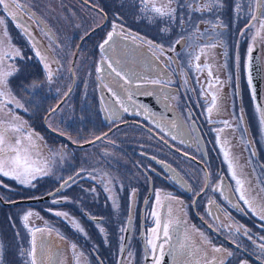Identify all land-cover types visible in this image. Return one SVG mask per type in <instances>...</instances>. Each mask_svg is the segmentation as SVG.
Segmentation results:
<instances>
[{"label": "flooded vegetation", "instance_id": "af4514ba", "mask_svg": "<svg viewBox=\"0 0 264 264\" xmlns=\"http://www.w3.org/2000/svg\"><path fill=\"white\" fill-rule=\"evenodd\" d=\"M116 1L21 0L35 14L30 19L16 8L17 0H6L9 9L28 26L31 37L22 33L0 6V17L7 24V36L0 25V41L5 45L10 41L25 58L32 57L30 60L9 58L3 62L5 69L9 65L20 69L9 77V85L24 107L8 104L0 110V119L11 120L8 114L11 110L20 117L15 122L25 121L24 129L31 130L34 139L40 141L42 159L50 160L53 152L57 159L63 157L60 173L68 172L71 165L75 167L72 175L75 182L69 180L62 191L73 185L70 189L74 187L80 196L81 191H90L93 203H107L106 247L90 249L93 264H118L122 247L121 244L119 251V240L124 239L129 222L131 233L122 260L127 258L128 264H152L147 255L150 252L147 238L155 227L153 211L159 213L162 223L169 216L179 221L170 228L171 240L165 244L162 264H241L242 261L259 264L252 254L255 245L248 236L264 242L260 240L264 237V220L253 215L239 199L224 157L227 151L237 177L250 190L255 201L252 204L264 207L261 203L264 142L263 127L259 126L264 104L259 109L254 99L248 61L241 54L240 44L227 39L214 40L226 36L225 27H216L202 40L197 36L199 30L193 32L190 27L182 26L183 39L177 45L176 19L156 17L153 24H142L141 14L133 13L134 7L129 6V1L138 5V0ZM130 19L136 23L130 24ZM114 21L123 25L126 33L142 36L164 48L163 55L160 52L153 55L147 45L133 43L130 37L127 40L117 37L115 51L107 53L114 59L108 63L122 70L127 84L112 72L108 63L102 65V72H96L105 56L98 45L112 30ZM30 40L49 57L54 73L51 83ZM212 43L228 48L233 44L238 55H231L230 51L225 55L224 48L204 47ZM173 47L175 51L170 50ZM218 50L222 55H218ZM197 54L202 56L199 61L193 58ZM115 60L120 64H115ZM197 63L201 71L196 70ZM157 79L159 84L147 83ZM109 88L117 97H113ZM213 94L215 107L209 115L207 108L212 104ZM173 96L175 99H170ZM117 98L124 101L128 112L123 111ZM157 122L164 128L163 132ZM84 149L90 150L84 152ZM256 167L262 173V180ZM218 184H222L223 195L219 190L212 191ZM157 192L161 198L159 205ZM60 193L48 201L53 199L57 201L55 205H61L63 200L56 199ZM169 196L173 199H168ZM209 201L214 203L210 205ZM85 217L93 223L103 222L101 217ZM237 227L239 232L235 231ZM245 230L248 235L244 234ZM170 245L176 249L172 254H169ZM216 248L221 251H215Z\"/></svg>", "mask_w": 264, "mask_h": 264}, {"label": "rangeland", "instance_id": "374dc122", "mask_svg": "<svg viewBox=\"0 0 264 264\" xmlns=\"http://www.w3.org/2000/svg\"><path fill=\"white\" fill-rule=\"evenodd\" d=\"M118 1V0H117ZM116 1V2H117ZM203 3V0H200ZM158 5H167L168 0H156ZM188 0H178L176 3H172L170 6L176 9V23L178 24V36L180 39L183 36L182 26L190 27L193 32H197L198 39H207L206 35L214 31L212 25L222 24L226 29V36L221 38L215 37L214 40H229L240 44L241 54L249 58V48L254 49L255 45L259 47V55L262 65V78H263V91H262V103L264 104V29L260 28V16L255 22L248 27L250 19L248 17L247 0H224V7L214 13L205 12L199 13L191 11L187 7ZM236 4L241 5L239 13L236 12ZM129 6L134 7L133 13L141 14L142 24H153V21H149L144 13H141L137 7H141L140 4H136L133 1H129ZM129 7V8H130ZM262 11V10H261ZM261 15V13H260ZM135 16V15H133ZM133 16H130L131 19ZM130 19V24L136 22ZM138 24V23H137ZM198 24H202L198 27ZM208 25V26H207ZM146 30H149L146 28ZM259 32V35L257 33ZM203 33V35H199ZM214 49H225V55L230 51L231 55H238L237 47L230 45V48L221 46L220 43H215ZM221 47V48H220ZM218 50V55L222 53ZM235 51V52H234ZM251 51V52H252ZM202 57V56H201ZM200 57V58H201ZM58 114V113H57ZM26 120V119H25ZM25 123V121L20 122ZM259 126L262 128V136L264 142V125H261L259 118ZM26 130V129H25ZM91 136V135H88ZM85 136L83 138H86ZM36 148L33 149L32 155L39 160L42 159L41 143L34 139ZM90 149H84V152H88ZM261 149L257 152L260 154ZM51 171L46 176H40L36 180L32 181V185H22L15 180L7 177L0 176V196L5 202H12L21 199H32L41 197L49 192L54 186L60 184L65 178L72 176L75 173V167L71 165V169L66 173H60V160L57 159L56 153H50ZM253 168L250 159L247 160ZM254 161V160H253ZM255 171L258 177L262 180L261 171L256 167ZM254 171V172H255ZM255 172V174H256ZM74 177V176H72ZM72 183H74L72 181ZM7 185V187H5ZM73 186V185H72ZM70 186V188L72 187ZM56 188V187H55ZM62 191L56 199H62L61 205H55L53 199L36 205H16L13 207H3L0 205V244L3 245V264H24V260L27 256H20V249L28 250L31 247V234L24 227L23 216L28 212H32L33 215L29 217V227H47L52 229L51 232L37 233L38 253L41 238L45 247L46 254L45 259L51 258V264H93L91 262L90 249L92 247H106V205L107 203H93L90 197V191H79L73 189ZM264 189V188H261ZM246 198L255 203L251 197L249 188H243ZM264 195V192H262ZM80 196V198H79ZM87 196V197H85ZM256 200V199H255ZM264 203V201H261ZM67 213V217L56 216L55 212ZM85 215L90 217H101L103 222L93 223L86 219ZM76 221L83 229V232L75 228L72 221ZM104 228V232H100V228ZM122 239L119 240L118 248L122 244ZM116 242V241H115ZM75 245V250H72V245ZM124 264H128V259L124 261Z\"/></svg>", "mask_w": 264, "mask_h": 264}, {"label": "snow or ice", "instance_id": "6c2138e0", "mask_svg": "<svg viewBox=\"0 0 264 264\" xmlns=\"http://www.w3.org/2000/svg\"><path fill=\"white\" fill-rule=\"evenodd\" d=\"M178 0H168L167 5H158L156 3V0H138V3L141 5L139 8V11L141 13H144L147 19L151 22L156 17H168L170 20L176 19L175 13L176 9L172 8L170 5L172 3H176ZM0 6H2L3 12L7 14L8 17L11 18L12 21L15 22V26L21 30L22 33L25 35H28L31 37L30 29L27 25H25L22 21V19L16 15V13L12 12L9 9V5L6 2V0H0ZM16 8L29 15V18H34L35 14L32 12H29L27 9V6L21 2V0H17L16 2ZM187 7L194 12L199 13H205V12H216L219 11L224 7V0H203V3L200 2V0H188ZM236 12L239 13L241 9L240 4H236ZM247 7L249 9L248 11V17L250 20H257L256 11L258 9L262 10L260 15V28L264 29V0H247ZM121 17L117 14V19H120ZM35 22V20H34ZM0 25L4 26V35L7 36V24L3 17H0ZM213 29L216 27H224L222 24L212 25ZM118 29H120L118 31ZM162 31H167V29H162ZM199 35H203V33H200ZM259 35V32L257 33ZM119 37L121 39L127 40L129 37L131 38L133 43L139 42L140 45H147L150 51L153 52V55H155L156 52H160L161 55L164 54V48L163 45L160 44H153L151 40H145L144 37L138 36L132 33H126V31L123 29V25H119L115 23V21L112 24V30L107 33L106 38L103 40L102 43L98 45L101 53L105 54L104 58L100 61V66L96 68V72L100 73L103 71L102 65L105 63H108V61L113 60L114 57L111 55H107L109 52L115 51V45H116V38ZM181 39H177L175 41V44L179 45L181 44ZM31 45L33 50L35 51V56L39 58L40 62L43 64V69L46 75V78L49 83L52 82L53 79V70L48 63L49 57L47 55L42 54L36 46V43L34 41H31ZM192 45H189L191 47ZM216 44H207L204 47H215ZM199 47V46H197ZM9 48L12 50L9 51ZM170 50L175 51V48H170ZM204 48H200V53H203ZM252 49L249 48V54L251 53ZM191 56L192 54L189 53ZM16 57H20L21 60L25 59H32V57L25 58L19 49L14 48L10 41L8 45H5L3 41H0V110H3V108H6L8 104L15 103V106L18 108H23V104L20 103V101L16 98L15 95H13L12 90L9 85V77L13 76L16 72H19L20 69L16 68L14 65H9L8 69H5L3 67V62L6 59H12L15 60ZM196 61L200 60V55L197 54L193 57ZM54 63H58L57 61H53ZM115 64H120L119 60H115ZM108 67L111 68L112 72L115 73L117 77H119L121 80L125 81V84L128 83V80L125 78V75L122 73L121 69H118L117 67H114L112 63H108ZM195 68L197 71H201L200 65L197 63L195 65ZM11 69V70H9ZM209 76H211V72L209 71ZM99 78V77H98ZM147 83L151 84H159L160 80H151L147 81ZM187 83V81H185ZM33 86H36L35 84ZM211 86V85H209ZM104 87H108V85H104ZM71 91V89H69ZM109 91L112 92L113 97H117V93L112 91L111 88H109ZM170 99H175V97H170ZM215 101L216 96L215 94L212 95V104L210 107L207 108V112L209 115L212 113L213 108L215 107ZM116 102L122 107L124 112H128L129 109L127 106H125L124 101L120 99H116ZM56 109H52V112H55ZM259 111V109H258ZM9 115L12 116L11 120L6 119H0V176L7 177L9 179L15 180L19 184L22 185H32V181L36 180L40 176H46L50 173V162L47 160H39L38 158L34 157L32 155V151L34 148H36V145L34 143V134L31 130H25L22 123H16L15 121H18L20 117L16 116L9 110ZM140 113H137L139 115ZM145 119H149L148 115H145ZM242 119V118H241ZM227 124V122H225ZM260 123L261 125H264V111L260 114ZM173 126L174 123H173ZM157 127L160 128V131L163 132L164 128L157 122ZM99 139V137H98ZM175 139V137H173ZM255 154V153H254ZM225 161L228 163L229 171L232 176V179L235 180V183L237 185L235 191L239 194V199L244 202L245 205H247L248 210L252 212L253 215H258L259 219L264 220V207L254 206L244 195V182L239 179L236 175L234 165L229 160V153L227 151L224 152ZM158 163H162L158 161ZM165 167H170L165 165ZM83 171V169H81ZM174 171V170H173ZM80 173L77 172L76 176H79ZM69 180L75 182V178L72 176H69L68 180H65L63 184L60 185V188H64L66 185L69 184ZM7 187V185H5ZM205 187H207V184H205ZM60 189H58L59 191ZM105 190L108 191L109 189L107 186H105ZM221 191V195H223V188L222 184H218L216 187L212 189V191ZM168 199H173L172 197H167ZM57 201H53V203H56ZM156 203L159 205L161 204V198L160 193H156ZM214 201H209V204H213ZM114 206L115 201H114ZM211 214V213H210ZM33 215L32 212H28L26 215L23 216V222L24 227L28 230V232L31 234V247L28 250L20 249V256L24 257L27 256V259L24 260V264H51V258L49 257L47 260L45 259L46 249L43 245L42 238L41 243L39 245V253H38V242H37V233H45V232H51L52 229L47 227H36L32 228L28 225L29 217ZM56 216H64L67 217V213L63 212H55ZM155 220V227L151 228V237L147 238V246L150 249V252L147 253L152 259V264H162V261L164 259L165 255V244H169L171 237H170V228H174L176 224L179 223V221L173 220L170 216L165 219L162 223L161 217L158 212L153 211L151 213ZM73 225L76 229L83 232V229L80 227L76 221H72ZM239 227L236 228V232H239ZM121 231H125V229H121ZM100 232H104V228H100ZM245 235H248L247 230H245ZM248 239L252 241V243L255 245V250L252 253L257 261H259V264H264V242H257L253 239L252 236H248ZM261 241H264V237H260ZM75 245H72V250H75ZM239 247V245H238ZM180 248L183 249L184 245L181 244ZM123 246L121 247V252H124ZM215 251L219 252L221 249L216 248ZM176 249L172 248L171 245L169 247V254H172L175 252ZM186 251V250H185ZM229 256L232 255L231 252L228 253ZM128 256H132L131 252H128ZM0 264H3V245L0 244ZM118 264H124V261L121 259L118 261ZM222 264V262H221ZM241 264H247V261H242Z\"/></svg>", "mask_w": 264, "mask_h": 264}, {"label": "water", "instance_id": "95a60500", "mask_svg": "<svg viewBox=\"0 0 264 264\" xmlns=\"http://www.w3.org/2000/svg\"><path fill=\"white\" fill-rule=\"evenodd\" d=\"M260 13H261V10L258 9L256 11V15L258 18L260 16ZM254 22L255 21L251 20L250 23L248 24V27H250ZM248 73L250 75V81H251V86L253 88L254 99L258 105V108L262 109V101H261L262 65H261V60H260V55H259V47L257 45H255L253 51L250 53L249 58H248ZM84 146H87V145H84ZM58 189H60V190L58 191ZM62 189L59 186L57 189H55L54 191H52V192H50L44 196L32 198V199H21V200H16V201H12V202H5L0 196V205H2L3 207H13L16 205L41 204L45 201H48L50 198L54 197L58 193H60L62 191ZM91 220L96 222L99 219H91ZM130 233H131V223L129 222L127 224L126 233H125L123 243H122V246L125 250H124V252H121L119 261L121 259H123V256L125 254V251H126V248H127L128 242H129V238H130ZM166 264H168V263H166Z\"/></svg>", "mask_w": 264, "mask_h": 264}, {"label": "trees", "instance_id": "16d2710c", "mask_svg": "<svg viewBox=\"0 0 264 264\" xmlns=\"http://www.w3.org/2000/svg\"><path fill=\"white\" fill-rule=\"evenodd\" d=\"M36 206H38V204H36Z\"/></svg>", "mask_w": 264, "mask_h": 264}]
</instances>
